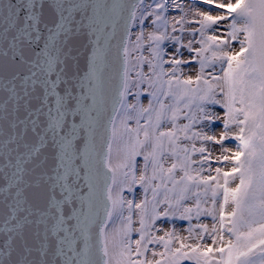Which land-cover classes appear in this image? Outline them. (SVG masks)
<instances>
[{
  "label": "snow or ice",
  "instance_id": "6c2138e0",
  "mask_svg": "<svg viewBox=\"0 0 264 264\" xmlns=\"http://www.w3.org/2000/svg\"><path fill=\"white\" fill-rule=\"evenodd\" d=\"M0 264H264V0H0Z\"/></svg>",
  "mask_w": 264,
  "mask_h": 264
},
{
  "label": "rangeland",
  "instance_id": "374dc122",
  "mask_svg": "<svg viewBox=\"0 0 264 264\" xmlns=\"http://www.w3.org/2000/svg\"><path fill=\"white\" fill-rule=\"evenodd\" d=\"M235 47L238 48V44H236ZM193 67H195V65H193ZM229 146H231V145H229ZM185 225H186V222H185V224H182L181 226H185Z\"/></svg>",
  "mask_w": 264,
  "mask_h": 264
},
{
  "label": "bare ground",
  "instance_id": "6f19581e",
  "mask_svg": "<svg viewBox=\"0 0 264 264\" xmlns=\"http://www.w3.org/2000/svg\"><path fill=\"white\" fill-rule=\"evenodd\" d=\"M237 49H238V48H237ZM178 226L182 227L181 225H178Z\"/></svg>",
  "mask_w": 264,
  "mask_h": 264
}]
</instances>
